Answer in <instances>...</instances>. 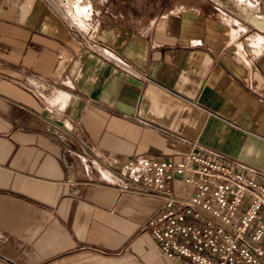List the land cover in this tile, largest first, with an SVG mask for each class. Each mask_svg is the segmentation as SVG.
Wrapping results in <instances>:
<instances>
[{"label":"crops","instance_id":"crops-1","mask_svg":"<svg viewBox=\"0 0 264 264\" xmlns=\"http://www.w3.org/2000/svg\"><path fill=\"white\" fill-rule=\"evenodd\" d=\"M72 9L133 72L87 51L40 0L0 17V264H172L143 227L159 198L105 158L193 152L264 174V38L202 0Z\"/></svg>","mask_w":264,"mask_h":264},{"label":"built area","instance_id":"built-area-1","mask_svg":"<svg viewBox=\"0 0 264 264\" xmlns=\"http://www.w3.org/2000/svg\"><path fill=\"white\" fill-rule=\"evenodd\" d=\"M69 33L87 51L124 71L133 72L105 43L92 25L77 17L74 0H43ZM142 78H146L140 75ZM109 165L131 173L159 198L161 210L143 227L159 243L172 264H264V174L257 179L233 166L189 152L182 159L105 158ZM174 177L192 184L187 198L173 194ZM68 183L73 185L69 179ZM127 188L126 184L121 190Z\"/></svg>","mask_w":264,"mask_h":264},{"label":"rangeland","instance_id":"rangeland-1","mask_svg":"<svg viewBox=\"0 0 264 264\" xmlns=\"http://www.w3.org/2000/svg\"><path fill=\"white\" fill-rule=\"evenodd\" d=\"M24 0H0V17L15 9ZM42 3L43 0H40ZM219 8L233 19L250 28L252 33L264 38V0H202ZM194 4L197 0H112V6L128 9L135 14L174 7L176 3ZM44 4V3H43ZM253 4V5H252ZM45 6V5H44ZM46 7V6H45Z\"/></svg>","mask_w":264,"mask_h":264},{"label":"bare ground","instance_id":"bare-ground-1","mask_svg":"<svg viewBox=\"0 0 264 264\" xmlns=\"http://www.w3.org/2000/svg\"><path fill=\"white\" fill-rule=\"evenodd\" d=\"M253 5V4H252Z\"/></svg>","mask_w":264,"mask_h":264}]
</instances>
